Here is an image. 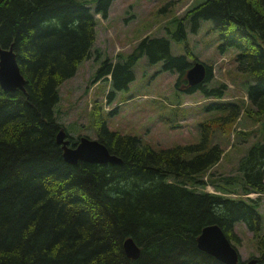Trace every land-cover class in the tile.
<instances>
[{"label": "trees", "instance_id": "obj_1", "mask_svg": "<svg viewBox=\"0 0 264 264\" xmlns=\"http://www.w3.org/2000/svg\"><path fill=\"white\" fill-rule=\"evenodd\" d=\"M112 1L94 0L93 10L88 0H0V43L14 46L26 78L24 90L0 84V264H226L200 249L196 237L204 225L217 223L237 241L232 231L237 221L258 237L257 261L264 263L255 200L221 194L235 192L225 185L231 179L241 180L244 193H264V141L239 159L242 176H223L224 183L216 184L220 192L197 190L211 181L209 169L228 150L218 143L205 148L204 141L156 149L136 135L111 129L96 104L91 115L98 138L122 161L70 163L64 158L57 141L59 130L67 131L57 117L59 86L90 56L95 13L106 17ZM185 18L191 31L200 19H211L221 47L237 49V70L253 79L242 109L231 102L227 115L213 120L227 123L240 112L254 125L263 120L264 0H202L177 20V39L186 38ZM145 54L151 63L163 61L164 70L177 72V88L223 96L225 83L206 85L212 64L202 61L205 78L188 82L186 71L198 58L171 54L165 36L143 37L116 63L106 57L94 80L111 74L116 89L128 87L134 65ZM109 93L113 99L114 92ZM67 134L75 145L78 139ZM129 236L141 246L138 258L124 250Z\"/></svg>", "mask_w": 264, "mask_h": 264}, {"label": "rangeland", "instance_id": "obj_2", "mask_svg": "<svg viewBox=\"0 0 264 264\" xmlns=\"http://www.w3.org/2000/svg\"><path fill=\"white\" fill-rule=\"evenodd\" d=\"M88 1L94 10L96 3L94 0ZM200 1L113 0L106 17L95 13L96 37L91 54L59 86L60 100L56 109L58 120L74 139L82 135L98 138L91 111L99 104L111 129L136 135L143 143H149L156 149L203 141L202 144L208 148L218 143L228 151L209 169L211 181L204 187L196 186V189L220 192L216 184L224 183L223 176H242L238 170L239 159L247 154L252 144L264 141V119L254 125L251 117L240 112L237 118L227 123L223 122V118V121L213 120L227 115L231 102L238 103L242 109L246 86L253 83V79L237 70L234 59L237 49L221 47L223 40L211 19H200L197 30L191 31L190 20L185 18L183 27L186 38L173 36L177 30V20ZM145 36H165L170 41L171 54H183L189 61L194 56L212 64V76L206 85L210 87L225 83L223 96L207 95L198 89L187 93L177 88V72L164 70L163 61L151 63L146 54L134 65L135 77L128 87L116 89L111 74L94 80L97 69L106 57L111 58L113 63L123 60L119 54L127 56ZM187 45L191 54L187 52ZM110 91L114 92L113 99L109 98ZM239 128L251 131L242 135L237 131ZM239 181L231 179L226 182V187L234 188L235 192L221 194L232 198H253L261 223L259 233H264V193H244ZM232 231L238 239L230 240L237 247L241 261L245 263L253 256L259 257L258 237L244 221H237Z\"/></svg>", "mask_w": 264, "mask_h": 264}, {"label": "water", "instance_id": "obj_3", "mask_svg": "<svg viewBox=\"0 0 264 264\" xmlns=\"http://www.w3.org/2000/svg\"><path fill=\"white\" fill-rule=\"evenodd\" d=\"M206 71V65L197 60L187 69L186 79L189 83L197 84L203 81ZM0 84L10 91L25 89L26 78L12 44L7 47L0 43ZM57 141L62 144L64 158L70 163H77L79 160L98 163H120L122 161V157L111 152L99 138L82 135L78 142L72 145L67 131L62 127L57 134ZM196 243L200 249L226 264H256L257 262L256 257L249 258L245 263L241 261L237 247L217 223L204 225L196 237ZM123 247L131 258H138L141 254V246L133 236L124 240ZM9 264L21 263L11 262Z\"/></svg>", "mask_w": 264, "mask_h": 264}, {"label": "flooded vegetation", "instance_id": "obj_4", "mask_svg": "<svg viewBox=\"0 0 264 264\" xmlns=\"http://www.w3.org/2000/svg\"><path fill=\"white\" fill-rule=\"evenodd\" d=\"M253 257H256L257 258V256H253Z\"/></svg>", "mask_w": 264, "mask_h": 264}]
</instances>
